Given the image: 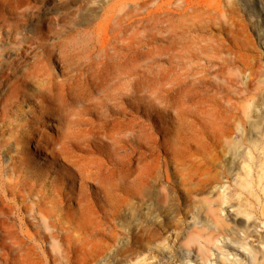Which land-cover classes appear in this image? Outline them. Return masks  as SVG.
<instances>
[{"label":"bare ground","instance_id":"bare-ground-1","mask_svg":"<svg viewBox=\"0 0 264 264\" xmlns=\"http://www.w3.org/2000/svg\"><path fill=\"white\" fill-rule=\"evenodd\" d=\"M60 1L64 4L70 2V0ZM90 1L88 0L89 3ZM32 2L24 6L29 9L33 5ZM118 2L121 1L115 0L109 5L99 7L102 8L100 15L93 10L91 2V12L96 13L98 17L94 24L88 26L84 23L85 26L79 24L82 23L79 18L83 19L82 21L86 20L85 17H80V12L86 7L83 5L84 8L81 10L78 3L77 8L81 10L77 9L79 18L75 16L69 19L68 13L69 20L66 19L67 16L64 19L68 21L70 27L72 25L71 29L73 27L74 29L67 33L63 30L62 33L59 31L62 29L61 25H58L60 29H53L52 25L51 38L44 32L39 34V30V35H35L30 30L34 27L28 29L35 36L27 37L28 31L23 35L25 30L21 32L22 28L19 24L23 18H20L18 24H13L15 26L13 29L20 36L17 37L16 34L9 32L11 35L7 34L9 35L7 39L12 40L10 41L12 45L0 47L3 49V55L11 52L18 54V56H15L16 54L10 56V59L7 56L8 59H5V55L3 57L0 52L3 57L0 58V157L3 163V167L0 168V264H92L93 262L107 264L110 257L113 260L118 256L115 242L118 241L119 228L111 221L116 219L119 211L121 213L127 204L124 194L132 197L133 219L137 220V223L133 224L135 226L132 232L134 257L138 259L136 264H150L151 259L155 257L152 241L146 240V233L155 227L162 232L173 229L176 257L181 254L183 244L190 247L194 244L197 255L200 253L203 255L202 247L205 245L202 238L205 236V227H210L208 233L210 238L227 241L226 244L241 242L239 237L224 233L223 223L215 219L218 212L210 206L205 211L206 216L201 224L195 221L192 225H187L180 216L183 211L181 201L189 200L191 194L199 189L195 187L187 193L183 189L187 179L191 181L195 179V174L190 173L188 169L187 157L190 155L182 150V140H188L187 135L179 130L173 138L164 136L161 132L169 133L170 129L165 125L156 127L151 123V113L141 114L145 116L144 118L133 119L132 108L137 105L135 100L137 94L133 90L132 82L134 74L139 70L136 66V59L140 53L138 50L141 49V44L146 46L153 40L149 36H142L139 41L134 36L126 37L127 31L135 23L133 1L127 0L121 12L115 9ZM95 4L97 6L99 3ZM39 7L38 10L41 9ZM72 9L75 10V6ZM34 10L31 9L29 12ZM29 14L26 11L23 15L29 16ZM30 17L28 18L31 19ZM88 18L85 21L87 24L90 22L88 20H92ZM24 22L21 24L24 25ZM54 63L57 64L56 68ZM122 77L125 81L124 87L118 83ZM211 88H213L215 109L210 125L212 141H207L202 135L198 140L197 149L202 150L201 153L204 155L200 163L207 164L214 171V183L218 194L217 205L222 208L225 203L231 202L234 194L243 193V188L247 189L251 184L252 188L259 185L257 179L250 177L253 170L250 165L251 160L248 159V155L253 159L251 147L248 151H242L238 174L234 177L226 171V180L222 181L219 170L221 162H218L220 157L218 149L223 146L224 140L228 141L231 133L241 136V141H245L247 123L244 113L239 116V132H232L234 125L232 121L242 111L241 100H247L246 95L253 91L235 78L219 85L213 81ZM254 93L258 92L254 91ZM236 96H239V99L234 102ZM148 107L151 111L154 110L151 105ZM91 115L96 116V119ZM49 128H56L55 133H50ZM255 144L257 143L254 142L253 145ZM191 145L192 143H189V146ZM210 148L212 151H217L216 156L208 154L207 150ZM121 150H124L123 155ZM81 151L93 153L84 156L82 154L84 152ZM47 154L56 163L73 162L76 174L68 177L70 183H67L68 181L54 183V188L42 185L48 175L44 174L45 168H41L35 159L41 160L44 156L42 159L50 166L52 162L49 161ZM122 160L129 163L125 169L128 174L126 177L117 174V164ZM71 163L69 165L73 166ZM116 174L118 177L114 178ZM263 176L264 172L260 178ZM63 177L65 179L67 176ZM89 180L99 183L100 187L96 194L89 191L87 187ZM126 183L130 184L126 185ZM26 191L35 193L36 197L39 195L36 198L38 201L32 202L34 200L31 198V204L28 200L29 203L25 202V193H29ZM31 194L30 197H34ZM45 199L49 200L45 202ZM48 202L51 204L48 205ZM73 202L78 204L82 212L95 209L97 213L95 211L94 213L97 215L103 210L102 215L100 214L102 220L100 218L95 220L100 221L101 225L98 224L100 230L98 231L96 226V230L93 228L101 234L100 248L90 259L83 256L85 249L82 251V248L85 246L77 249L74 245L72 248L76 238L73 241L72 231L68 230L69 224L64 220L65 218L68 220L69 217L64 213L66 216L64 218L62 212H66L69 216L72 214V218L75 219V212L69 214L73 209L75 211ZM243 204L241 202L239 206L242 207ZM79 208L76 206L77 210ZM81 211H76L79 212V216ZM156 211L163 216L162 219H159ZM85 213L84 216L89 214L90 217L94 214L89 212L85 215ZM85 218L88 217L81 219ZM80 221H78L80 225L86 221L89 225L90 219H85L82 224ZM64 222L67 224V229L65 224L61 226ZM87 222L86 225L84 224L85 228L88 227ZM182 225L190 228L188 232L186 229L183 233ZM81 227L80 229H84ZM84 230L86 233L89 232L86 231L87 228ZM47 238H51L52 241L50 240L45 246ZM37 239H40L37 242L43 241V248L42 244L41 247L36 245L34 240ZM56 241L68 242L72 246L69 244L71 248L69 246L70 249H65L62 254L53 249V244L50 245L52 242L56 244L55 247L60 245ZM64 243L62 246L66 245ZM37 247L45 254L40 251L44 258L37 251ZM162 251L164 250H159V253ZM73 252L77 255L73 256L71 254Z\"/></svg>","mask_w":264,"mask_h":264},{"label":"rangeland","instance_id":"rangeland-1","mask_svg":"<svg viewBox=\"0 0 264 264\" xmlns=\"http://www.w3.org/2000/svg\"><path fill=\"white\" fill-rule=\"evenodd\" d=\"M29 1L31 0H0V45H2L0 47H10L12 45H10V41L12 40L7 39L9 35H11L9 32H12L14 35L16 34L17 37L20 36L13 29L15 28L13 24H18L21 21L23 24L25 21L24 25L21 23L19 24L22 28L20 31H26L23 32V35L29 32L26 35L27 37L33 36L34 34L39 35L44 32V34L46 33L45 35L51 38L52 32L50 30H52L53 26V29H57L60 27L58 25H61L62 29L59 28V31L62 33H64L63 30L66 33L69 32V30H73L74 27L71 29L72 25L70 27L67 20L75 16L79 18V13L77 12L81 11L82 8L86 7L88 10L84 8V10H86L80 12V17H85L84 20L90 17L92 20H88L91 23L89 22L87 24L85 22L86 20L82 21L83 19L79 18L82 22L79 24L88 26L89 24H94L97 21L96 17L102 13V8L99 7H104L105 4L109 5V3L115 2V0H95V3H99L97 7L92 0H89L90 3L92 2V7L95 8H93V10L97 12V15L96 13L94 14L93 11L91 12V4L88 0H70L69 3H65L66 6L64 3H61L60 0H32L36 2L33 3L31 1L34 6H28L30 7L28 9L24 5L31 4V2L28 3ZM58 1H60V4ZM119 1L121 2L115 5V9L117 8L118 11L121 12L124 10L127 0ZM132 1L134 7L133 19L135 23L127 31L126 37L134 36L136 40L139 41L142 36H149V38L153 40L146 46L145 44H141V49L138 50L140 53L136 59V66L139 70L134 74V81L132 82L133 90L137 94L135 99L137 105L132 108L134 111L133 119L144 118L145 116L141 114L151 113V123L156 127L165 125L170 129L169 133H165L164 131L161 132L164 136L173 138L177 131L180 130L183 134L187 135V139L190 141L189 143H192V145L189 146L188 140H182L183 152L190 155L187 157V159H189L188 169L191 171L190 173L195 174V179L193 181L187 179L184 182V192L187 193L190 189L194 190L195 187L199 188L196 192L191 194L189 200L181 201L183 211L180 216L187 222V225H192L195 221L201 224V221L205 219L206 216L205 211L210 206L213 210L218 212L215 219H219L220 222L223 223L224 226L222 228L224 229V233L228 236L239 237L241 239V242L226 244L227 241L210 238L208 235L210 227H205V236L202 238L205 245V247H202L204 251L203 255L201 253L197 255L196 250H194V244V247L183 244L181 254L179 257H176L174 255L176 249L174 244L175 232H173V229H166V231L162 232L161 229L155 227V229L153 228L146 233V240L150 239L152 241L151 245L155 254L150 264H264V176L260 178L264 172V0ZM43 2L44 4H42ZM72 3L73 6L71 5ZM78 3L79 7H81L79 9L81 10L77 8ZM61 4L64 5L62 6ZM81 4L82 6H80ZM70 6L73 8L75 6L76 9L71 10L72 7ZM38 7L41 9L38 10ZM31 9H35L36 12L35 10L29 12ZM77 9L79 11H77ZM26 11L30 13L29 16L23 15ZM68 13L70 15L69 19ZM72 13H74V15ZM91 13L95 16L93 17ZM34 14L38 16L36 17ZM20 18H23V20H20ZM65 18L67 22L64 20ZM15 20L16 22L18 20L20 21L16 23L14 22ZM56 24L57 27H55ZM48 26H51V28L49 29ZM28 27H34L30 29L34 34ZM6 43L8 45H6ZM137 45L139 46L140 44L137 42ZM2 48L0 52L3 55ZM1 53L0 58L2 57ZM15 54L16 53L13 52L8 55L5 53V57L4 55L3 57L8 59L7 56H9L10 59ZM15 56H18V54ZM56 66L57 64L54 63L55 68ZM231 78L239 80L242 85L249 87L250 91L253 92L249 91V95H246V97H248L247 100H241L242 111L237 118L232 121V123H234L232 132H239V116L244 113L247 123L245 141L242 142L241 136L231 133L228 141L224 140L222 143L223 146H220L218 149L220 153L218 162H221L219 165L222 177L221 180H226V171L232 177L238 174L241 153L242 151H248L249 147H251L253 159H251L249 155L248 159L251 160L250 165H252L253 170L250 177L257 179L259 185L252 188L251 184L247 189L243 188V193L234 194V198L231 202L225 203L223 207L220 208L217 205L218 194L214 183V171L211 170L207 164L200 163L204 155L201 153L202 150L197 149V146L199 144L198 140L202 135H204L207 141H212V139H210V125L215 110L213 108V88H211L213 81L216 85H219L230 81ZM118 83L120 86L124 87V78L122 77ZM254 91L258 93H254ZM238 99L239 96H236L233 101L236 102ZM139 105L141 108H139ZM149 105L152 106L154 109L153 111L150 110L148 107ZM91 116L96 119V116ZM54 129L49 128V132L55 133L56 130ZM254 142L257 144L253 145ZM166 147H169V145H166ZM31 151H33L32 148ZM207 152H209V155L215 154V156L217 153L216 150L212 151V148L208 149ZM81 153L84 156H88L92 155L93 152L88 153L81 151ZM123 153L124 150H121L122 155ZM47 156L49 161L53 163H51L50 166L42 159L44 156L41 157V160H39V158L38 160L37 158L35 159L41 168H45L44 174L46 173L45 175H48V178L43 180L44 184L42 185H47L48 188H54V183L60 184L62 182L66 183L67 181V183H70L68 177H71L74 173L76 174L73 162L67 161V163L66 161H59V163H56L52 161V157L49 154H47ZM1 162L2 160L0 157V168L1 166L3 167V163ZM69 163L73 166H70ZM128 166L129 163H126V161H120L117 164V174L126 177L128 174H126L125 169ZM117 174L114 178L118 177ZM63 176L67 177L63 179ZM129 184L130 183H126V185ZM50 185H52V187H50ZM87 187L89 191L96 194L100 185L95 180H89L87 181ZM51 190L52 189H50V191ZM29 194L31 193H25V202L28 200L31 204V201L34 200L32 202H35L39 195L36 197L34 195L35 193H32L31 195L34 196V198L30 197ZM27 195H29V197ZM125 197L127 198L125 200L127 204H123L125 206L122 212L120 213L119 211V215H117L116 219L111 221L113 225L116 224L119 228H117L119 230L118 241L115 242L117 243L115 249L118 250V256L113 260L110 257L107 264H136L138 261V259L134 257V245H132V232L135 226L133 224L137 223V220L133 219L134 210L131 206L132 197H129L128 194H124V198ZM31 198L33 199L31 200ZM45 200V202H47L49 199ZM241 202L245 204H243L242 207L239 206ZM47 204L50 205L51 203L48 202ZM75 204L76 203L73 204L75 211L73 209L72 212H69V214L75 212V214L73 213L75 219L72 218V214L70 217L66 212H62L63 215L65 213V215L70 218L67 220L64 215L65 219L62 217V221L65 220L67 224L70 225L74 224V220L78 219L76 220L77 223L67 226L66 222H64L61 226L65 224L64 226L66 229L67 227L68 230L71 229L70 231H72V233L70 231H68V233L72 234L70 235L71 237L73 236V241H75L74 238H76V243L72 244V246L66 241V243L63 241H56L61 247L60 245L55 247L56 244L54 242L50 243V245L53 244L55 247H53V249L60 252H64L65 249H70L71 246L74 248V245L75 248L85 246L82 248V251L85 249L83 252L84 255H82L90 259L92 258V254L98 253V249L100 248L101 234L98 231L100 230L99 225H101V223L95 220H99V218L102 217L103 210H101L102 213L98 212L97 216V211L95 209H92L93 211L88 209L85 213L80 210L78 204ZM76 206L79 208L78 210ZM99 207L101 208V206ZM76 211H81V215L79 216V212ZM87 211L90 213H94L95 211L96 213L92 214L90 217ZM83 213H85V215L88 214L86 215L88 217L85 218L86 220L90 219L89 225L86 221L88 225V227L86 226V231L92 234L89 232L86 233L84 230L86 229L84 227L86 222L85 219L82 220L81 218L86 216H84ZM156 213L159 219L163 218L158 211H156ZM142 217L144 216L142 215ZM80 219L82 221H80ZM68 221L70 223H68ZM78 221H80V223L85 222V225L82 223V225L78 224ZM95 226L98 231H95ZM80 227L84 229H80ZM182 228L183 233L186 229L187 232L188 229H190L186 227V225H182ZM96 233L99 236L95 235ZM38 240L40 239L34 240L37 243L36 245L40 246L42 244L43 248V241L37 242ZM50 240L51 238L46 240L47 242H45L44 245L47 246ZM63 243L67 246H62ZM69 246L70 248H68ZM38 247L37 251L40 252L41 250H38ZM159 250L164 251L159 253ZM113 251L114 250H112V252ZM41 252L43 253V251ZM43 254H41V256L44 258L45 254ZM71 254L73 256L77 255V253L74 252ZM80 258L84 259V257H79V259ZM92 264L98 263L93 262Z\"/></svg>","mask_w":264,"mask_h":264}]
</instances>
